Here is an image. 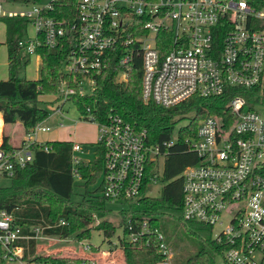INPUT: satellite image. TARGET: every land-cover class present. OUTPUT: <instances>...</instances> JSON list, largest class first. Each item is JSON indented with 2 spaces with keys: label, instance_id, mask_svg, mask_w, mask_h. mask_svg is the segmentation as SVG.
I'll return each mask as SVG.
<instances>
[{
  "label": "built area",
  "instance_id": "obj_1",
  "mask_svg": "<svg viewBox=\"0 0 264 264\" xmlns=\"http://www.w3.org/2000/svg\"><path fill=\"white\" fill-rule=\"evenodd\" d=\"M24 7L6 10L0 3V17L28 21L27 34L19 43L24 54L32 57L40 47L56 49L69 43L67 78L57 95L62 103L93 90L96 75L107 68L120 46L126 49L120 61L123 67L134 55H141L145 102L172 110L194 96L216 98L234 89L223 115H207L194 136L182 142L199 163L179 175L181 220L211 228L225 264H264V0H79L74 22L49 16L52 2ZM133 30L139 33L133 35ZM161 32H172L170 48L164 36L159 37ZM57 111L62 114L63 108ZM97 124V145L104 151L103 197L135 203L149 196L151 186L164 183L165 161L181 141L182 128L155 144L146 130H137L120 116ZM49 132L51 128L40 124L19 147L0 145V185L18 168L32 164L36 149L52 150L38 138ZM82 151L81 144L74 143L73 171L78 177L76 165L81 161L75 153ZM129 224L123 240L136 244L156 235L164 256L158 264H172L160 228L153 229L147 220L138 227L130 220ZM216 228L220 231L215 234ZM33 231L39 237L40 229ZM31 238L14 225L7 210L0 209V244L6 262L48 264L24 259V247L15 246Z\"/></svg>",
  "mask_w": 264,
  "mask_h": 264
},
{
  "label": "trees",
  "instance_id": "obj_2",
  "mask_svg": "<svg viewBox=\"0 0 264 264\" xmlns=\"http://www.w3.org/2000/svg\"><path fill=\"white\" fill-rule=\"evenodd\" d=\"M41 0H0V3L19 4L28 6L39 4ZM254 3L255 0H249ZM79 0H53V10L49 16L61 21L74 22L78 15ZM0 22L6 26V41L0 42L8 50L9 79L0 81V113L5 125H14L20 122L29 133L50 117L49 111L42 107L40 98L56 96L62 80L67 78L64 66L68 61L70 47L65 42L56 49L40 47L37 54L41 59L40 78L28 80L22 76L23 70L30 62L31 57L24 54L19 43L27 34L28 21L21 18L0 17ZM141 32V31H140ZM133 35L139 31H132ZM143 33V32H141ZM166 40L167 46L172 43V32H161L159 37ZM126 49L116 48L111 55L108 66L95 77L96 86L91 93L84 96H71L70 102L79 109L81 117L86 122H107L112 115H117L131 124L137 130H146L152 143H161L169 140L175 127L183 120L189 124L181 129V141L170 150L165 161L164 187L162 194L157 197L146 196L132 204L131 215L122 218L124 234L129 231V220L135 227L144 221H150L153 229L160 228L159 217L170 215L181 219L183 215V180L179 176L188 166L199 163V157L191 152L183 140L194 136L197 127L207 115H223L230 92L221 97L205 99L194 96L172 110L164 109L152 101L143 99V67L140 54L134 55L126 66L120 61ZM126 74L124 80L120 75ZM236 91V89H235ZM46 144L52 147L50 152L36 149L35 160L24 168H18L14 176L6 180L9 184L0 185V209H5L13 216L15 226L22 229L24 236L32 237L29 240H19L15 246L24 247V259L43 261L48 264H63L67 258L36 257L38 234L33 229H40V235L69 238L72 234L78 241L90 238L92 229L87 228L91 223L92 211L85 207L67 205L61 215L53 218L52 204L45 201L55 198L57 201L80 203L72 201L75 174L73 166L72 141H49ZM42 145H40L41 147ZM3 147L11 149L9 138L4 137ZM98 159L93 163H79L76 168L80 178L87 184L94 183L102 173L104 165V151L98 150ZM102 185L91 194L87 191L84 197L92 202L95 209L98 225L105 237L109 240L117 234V226L106 219L107 209L102 195ZM88 193L90 195H88ZM65 222V224H62ZM194 231L208 235L209 248L204 247L195 257L186 264H217L215 253L222 254L223 249L213 240L212 230L202 224L186 223ZM161 229V228H160ZM122 255L116 261L122 264H158L164 256L159 253V240L156 235H148L141 242L133 244L120 239ZM5 250L0 244V264H6Z\"/></svg>",
  "mask_w": 264,
  "mask_h": 264
},
{
  "label": "rangeland",
  "instance_id": "obj_3",
  "mask_svg": "<svg viewBox=\"0 0 264 264\" xmlns=\"http://www.w3.org/2000/svg\"><path fill=\"white\" fill-rule=\"evenodd\" d=\"M52 0H41L40 7H45L50 4ZM4 9L21 11L25 9L24 6L19 4H3ZM30 34L33 35V30L30 28ZM6 40V27L5 24L0 22V42L4 43ZM0 54H8L7 47L2 45L0 47ZM41 59L38 55L32 56L30 62L23 70L22 76L28 80H38L40 78ZM0 68V81L9 79L8 67ZM126 74L120 75V80L126 79ZM92 89H86L85 93L89 94ZM58 95V94H57ZM56 96H43L40 98L42 107H45L50 117L41 123L42 127L51 128L49 133H40L38 138L42 142L49 141H72L81 144L83 151L75 153L82 163H93L98 159L97 145L99 142V127L95 122H86L81 117L79 109L72 102L62 103L61 99ZM62 107V114L57 110ZM189 120L181 121L175 128L174 135H177L181 128L186 127ZM13 130L15 134L13 139L15 142L21 140L24 135V127L15 129L10 125L9 129ZM26 137V136H25ZM19 142L17 144L19 145ZM10 181L2 179L1 184H9ZM100 176L94 183L87 184L85 180L75 176L72 201H80V203H72L57 201L55 198H47L45 201L52 204L53 218L57 219L65 206L73 205V207H85L87 210L92 211L91 223L87 228L92 229L90 238L78 241L75 235L72 234L69 238L62 239L58 236H44L40 235L37 238V254L36 257H44V259L53 258H67L63 264H122L116 261V258L122 255V248L120 247V239L124 237V228L122 218L131 215L132 201L114 200L105 201L107 213L106 219L117 226V234L111 240L107 239L104 233L97 229L101 219H98L97 211L91 208L92 202L84 197L87 191L91 194L96 193L100 188ZM164 183L160 182L157 185L151 186L146 192L147 195L157 197L162 194ZM99 196L101 192L99 191ZM88 195H90L88 193ZM160 228L165 236L166 243L172 255V264H186V262L195 257L204 247L209 248L208 235L202 232L194 231L189 225L184 223L181 219L166 215L159 217ZM220 231V228L215 229V234ZM128 239V237H127ZM214 239V236H213ZM114 250V251H113ZM102 251L109 252L105 256ZM217 264H225L224 256L215 253ZM6 264H9L8 262Z\"/></svg>",
  "mask_w": 264,
  "mask_h": 264
},
{
  "label": "crops",
  "instance_id": "obj_4",
  "mask_svg": "<svg viewBox=\"0 0 264 264\" xmlns=\"http://www.w3.org/2000/svg\"><path fill=\"white\" fill-rule=\"evenodd\" d=\"M7 53H8V50H7ZM2 67L4 69H6L8 67V69H9L8 54H0V68H1V71H4V70H2ZM13 126L15 127V129L16 128L20 129L21 127H23V125L20 122L14 124ZM9 127H10V125L4 124L3 115H2V113H0V145H3L4 137L6 136L9 138V145L11 148L19 147L25 139V135H26L25 130H24V135H22L20 142L17 141V142H19V145H18L17 142H15L16 140L14 141V139H13V137H14L13 135L15 134V132H13L12 128L9 129Z\"/></svg>",
  "mask_w": 264,
  "mask_h": 264
}]
</instances>
